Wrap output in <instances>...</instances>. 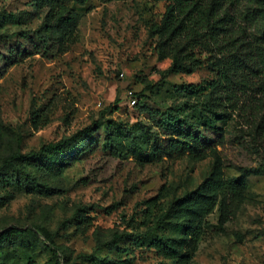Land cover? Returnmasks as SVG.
Wrapping results in <instances>:
<instances>
[{
    "label": "rangeland",
    "instance_id": "rangeland-1",
    "mask_svg": "<svg viewBox=\"0 0 264 264\" xmlns=\"http://www.w3.org/2000/svg\"><path fill=\"white\" fill-rule=\"evenodd\" d=\"M49 5L0 0V37L40 31ZM63 6L77 14V27L72 35L48 36L47 56L24 40L26 56L9 64L12 50L0 48V233L27 232L0 248V262L173 264L134 241L150 231L174 236L165 224L172 205L220 175L241 180L239 195L226 224L220 205L202 220L198 241L183 248L192 256L188 264H264L263 93L241 98L232 119L218 124L221 138L203 155L144 162L133 149L149 150L158 136L148 109L180 110L192 118L204 106L203 89L214 73L208 66L191 75L167 72L172 60H160L156 32L164 2L67 0ZM258 9V0H240L237 8L253 38L263 33ZM189 85L200 94L177 91ZM140 95L148 108H140L146 101ZM94 125L95 132L59 163L26 166L30 183L2 165L12 154L37 151ZM160 221L166 231L158 229Z\"/></svg>",
    "mask_w": 264,
    "mask_h": 264
},
{
    "label": "trees",
    "instance_id": "trees-1",
    "mask_svg": "<svg viewBox=\"0 0 264 264\" xmlns=\"http://www.w3.org/2000/svg\"><path fill=\"white\" fill-rule=\"evenodd\" d=\"M40 1L50 3L46 23L40 31L0 37V48L9 46L12 50L6 59L7 63L13 64L26 56L28 48L22 43L24 40L33 42V48L47 56L51 46L48 36L62 31L61 36L65 37L75 31L78 16L63 6L67 0ZM74 1L80 4L85 2ZM155 1L166 4L165 15L156 32L161 39L158 46L160 60H172L167 72L191 75L208 66L215 77L203 89L208 91L203 108L192 118L181 114L180 110L149 108L148 112L156 122L152 129L157 131L158 136L149 150L142 151L135 147L133 154L146 156L144 162L162 161L176 155L199 157L215 147L222 136V129L218 124L232 119L243 96L254 91L255 94L263 93L264 97V24L261 36L253 38L237 14L240 0ZM258 2V13L264 22V0ZM34 35L38 38L37 43L33 41ZM177 91L185 97L200 94V90L192 85ZM140 97L146 99L145 102L141 101L140 108H143L147 106L148 98L144 95ZM261 123L264 126V116ZM97 128V125L88 127L69 139L44 145L37 151L25 154L17 152L4 158L2 165L5 171L15 173L18 181L30 183L31 176L26 166L42 167L59 163L68 152L78 146L80 140L89 137ZM109 140L112 143L116 141L114 137ZM36 186L45 191L48 188L39 183ZM241 186V180L228 182L220 175L208 179L198 190L172 205L165 224H169L174 236L156 235L150 231L134 242L140 246L147 245L160 258L173 264H188L192 256L189 252H184L183 248L188 249L198 241L202 220L220 205L221 224H226L230 220ZM156 204V200L149 202L151 206ZM170 219H183L184 223H166ZM158 229L166 231L167 226H163L160 221ZM25 233L27 232L18 228L1 232L0 248L13 244L15 237ZM176 234L179 236L176 237ZM122 239L124 238L118 237L116 240ZM121 264L132 263L124 261Z\"/></svg>",
    "mask_w": 264,
    "mask_h": 264
}]
</instances>
